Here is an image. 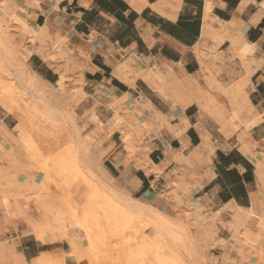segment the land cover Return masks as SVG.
Returning <instances> with one entry per match:
<instances>
[{
    "label": "crops",
    "instance_id": "0c3cea01",
    "mask_svg": "<svg viewBox=\"0 0 264 264\" xmlns=\"http://www.w3.org/2000/svg\"><path fill=\"white\" fill-rule=\"evenodd\" d=\"M14 2L15 7L23 9L15 8L18 14L37 33L43 26L53 35L54 39L44 43L51 41L55 49L69 56L66 58L77 71V79L83 77L86 82L88 106L99 102L94 110L101 118L111 117L113 109L122 116L126 110L140 124L151 126V135L156 136L146 143L150 164L162 168L166 160L170 162L158 178L154 172L124 163L127 161L119 155L125 157L126 152L118 146L121 137L117 130L102 143L104 150L113 147L105 162H109V173L125 192L164 211L175 206L170 195L175 192L182 202L192 199L203 213L228 223L234 207L247 209L254 200L264 202V118L240 141L237 136L224 137L212 116L218 109L227 122L239 126L245 119L264 116V0ZM59 36L65 38V44L55 46ZM40 43L38 40L39 50L30 59L35 61L36 73L43 80L57 83L59 74ZM126 76L133 82L129 84ZM192 78L205 88L201 89V98L213 99V104L188 100L192 94L182 87ZM178 81L184 83L176 92ZM209 82H214V87H206ZM240 91L243 96L247 94L255 108L251 114L247 115L241 100L237 104L233 101L232 93L243 98ZM9 118L0 116V146L8 147L4 133L16 134L14 120ZM91 126L94 123L88 121L87 128ZM242 146L255 156L241 151ZM194 150L197 157L188 161L174 159L181 152L188 157ZM173 172L180 174L184 189L174 184ZM184 190L189 192L183 195ZM3 223L0 219V225ZM10 236L20 240L16 253L22 256L23 264L43 254L69 251L66 241L41 244L33 236ZM65 264L77 261L66 256Z\"/></svg>",
    "mask_w": 264,
    "mask_h": 264
},
{
    "label": "rangeland",
    "instance_id": "374dc122",
    "mask_svg": "<svg viewBox=\"0 0 264 264\" xmlns=\"http://www.w3.org/2000/svg\"><path fill=\"white\" fill-rule=\"evenodd\" d=\"M0 20V116L10 117L9 119L14 120L13 126L17 127L15 136L10 133L4 135L8 147L0 146V192L11 195L20 203L23 202L24 206L19 204L25 211L16 222L8 221L0 225V264L24 263L22 256L16 253L20 240L11 239L12 233L21 237L33 236L41 244L58 241L68 243L69 251L44 254L30 264H65L66 256L74 258L77 264H159L163 258L169 260L171 258L173 264H194L192 241L189 238L184 239L174 234L169 237L170 240H166L167 236L159 235L151 226L139 221L128 222L127 225L125 223L127 221L120 218L123 227L120 226V220L117 219L120 214L116 211L118 210L116 205L108 201L94 183L89 181L92 179L87 173L91 172L103 182H107L104 169L109 172L107 168H110V164L105 162V157L113 147L108 146L107 150H104L102 143L107 142L109 137L97 130L93 135V141L86 144L84 149H80L79 144L71 136L72 128L64 123L61 117L49 114L44 108L48 105L65 114L72 113L70 100L67 101V98L81 84V79H77V71L70 59L66 58L69 56L61 54L51 41L44 43V50L50 55L48 59L53 61L52 66L59 76L65 77L63 89L58 90L55 82L51 85L42 82L36 73L38 69L36 64H33L35 62L33 59L28 61V65L24 62L27 76L24 75L26 80L23 83L20 78L21 70L15 64L18 60L13 56L16 49H26L27 36L20 29H14L6 19ZM2 55L8 59L13 57L15 61L12 58L13 63H10L4 60ZM39 71L42 72V69ZM35 77L36 88L33 89L31 80ZM30 88L31 97L25 94V90ZM203 88H200V92ZM240 100L241 98L234 96L233 101L236 104ZM97 103L95 107L99 104ZM115 110L122 117V122L114 130V132L117 130L121 137L120 140H116L120 150L126 152L125 157L122 154L119 156L127 161L124 162L126 165L134 164L140 167L136 155L138 151L145 150L146 143L153 136L151 130L140 124L132 113L125 110L122 116L118 109ZM220 114L226 122L223 130L227 136H237L241 141L242 137L248 135L240 130L246 119L235 128L227 124L224 115L221 112ZM125 134H130L135 139L130 145V150H125ZM15 137L24 139L27 144L21 143ZM261 167L260 165L259 171L262 175ZM261 183L264 191V176ZM182 192L185 195L189 191ZM170 195L175 198L173 199L175 202L181 199L175 192H170ZM104 202L106 204H103ZM180 202H176L172 209L162 211L176 218L182 217L187 201ZM260 204L259 210L264 214V202L260 201ZM114 205L115 208L111 207ZM75 210L78 211L76 212L80 217L78 218H82L80 221L84 222L86 219L88 228L92 229L91 231L89 228L88 232L94 236L91 242L88 243L86 240L82 249L79 248V239L74 232ZM57 211L65 212V222L60 225L53 224V216ZM202 214L206 215L207 219L197 224L194 232L201 243L200 254L206 256L207 264H252L251 258H255L256 252L264 247L262 221L251 219L246 225L236 226L232 214L229 223L217 219L209 212L202 211ZM100 229L104 230L102 231L104 234ZM82 232L87 235V230ZM157 244L160 245L158 249ZM162 255L164 257L161 258ZM169 260L166 261L170 262Z\"/></svg>",
    "mask_w": 264,
    "mask_h": 264
},
{
    "label": "bare ground",
    "instance_id": "6f19581e",
    "mask_svg": "<svg viewBox=\"0 0 264 264\" xmlns=\"http://www.w3.org/2000/svg\"><path fill=\"white\" fill-rule=\"evenodd\" d=\"M14 3H15L14 0H0V19H3V20L6 19L7 22L12 24V27L14 29H16V28L20 29L27 36L28 46L26 47V49L20 50V49L15 48L16 51L14 50L15 51L14 53H16V54H14V56H13L15 58V60H18L17 63L15 62V64H17L18 68L21 70V74H20L21 81L23 83H25L26 79H25L24 75L27 76V74H26L27 70L25 69V67L23 65H24V62L27 63V65H28V61L30 60L33 53H35V51L38 52L39 48H37V41L39 40L41 42L40 47H42L41 49H43L44 41L46 39L52 40V39H54V37H53V35L48 34L47 30L43 26L39 27V30L41 33L38 32L39 33L38 34L37 30L30 26L27 19L21 17L18 14V12L16 11L15 8H17L21 11H23V9L17 5L15 7ZM54 42H55V46L57 44L59 46L60 44H63L65 42V38L60 37V36L56 37ZM20 47H18V48H20ZM41 51L43 53V50H41ZM60 53L63 55L65 54V52L62 49H60ZM54 55H55V53H54ZM2 57L4 60H7L8 62L13 63V60H14L13 57H12L13 60H12V58L8 59V57H6L5 55H2ZM39 78L41 79L42 82H44L48 85H51L50 83L43 80L41 77H39ZM213 78H215V77H213ZM64 79H65V77L63 75L59 76V80L57 81L56 86H55L56 88H58V90H60L59 88L63 89ZM124 79L127 80V82L129 84L133 82L132 80H128L127 76L124 77ZM36 80H37L36 77L32 78V80H31V84H32L31 88H33V89L36 88ZM187 80H189L188 84L183 85L182 88L184 90H187L188 92H190V94H192V97H190V98L188 97L189 101L191 99V102H198L199 104H201L202 102L205 101L207 103V105L214 103L213 99H209V98L207 99V98H205V96L203 98H201L202 97L201 95H204V94H201L200 85H198V82L196 81V79L192 78V79H187ZM181 82L184 83V81H180V82L178 81L177 83H175V84H177V87H176L177 89H174V90H177L176 92L179 91V86H180ZM85 83L86 82L84 81V78L82 77L81 78V84L75 88L72 95L70 94V97L67 96V97H69V98H67L68 99L67 101L70 100L69 106H71V108H72V113L68 114L69 113L68 112L67 114H65L64 112H61L57 108H53V107L48 106V105L44 106L45 110L49 114L56 115L57 117L58 116L61 117L63 119L64 123L68 124L72 128L71 136L77 142V144H79L80 149L81 148L84 149L86 144H89L93 141V135L97 132V130L107 134V136L110 137V136H112L115 128L122 122V117L117 114L115 109H113L114 112H113L112 116L109 118L106 117L107 119H105V117L101 118L100 117L101 115L99 116V114L97 113V110L96 111L94 110V106L96 105L97 102H95L94 106H92V107L88 106L89 103L87 101H88L89 95L84 89ZM214 85H215L214 82L213 83L209 82L206 84V86H208V87H214ZM216 85H218V84L216 83ZM170 86H172V85H170ZM173 86H176V85H173ZM31 88L25 90V94L29 97H31V95H32ZM226 93H228V92H226ZM230 93H232V92H230ZM230 93L228 95H231ZM233 94L234 93H232V98L234 100ZM246 95L247 94H245V96H243V94H242L243 98L241 97V101H242L243 109L245 110V112L248 115V114H251L255 108L250 104L249 98ZM181 99H183V98H181ZM186 100H187V98H186ZM119 101L120 100H118V102ZM229 102H231L230 99H229ZM199 104H198V106H199ZM184 106H185V104H184ZM204 107H205V105H204ZM203 109L206 110V108H203ZM217 110L218 109H216V111L213 110L214 113L212 114V116L215 119V122L218 123L219 129L223 133L224 137H228L226 135L225 131L223 130L226 122L224 121V118L220 114L219 110L218 111ZM207 111H206V113H207ZM261 118L263 119L264 116L254 117L252 119L245 120L241 126L242 128H244L243 131L245 132V134H248L249 132H251L254 129V127L262 120ZM88 121H91L94 123V127L91 126V129L87 128ZM228 123L230 126H233L235 128H237V126H238V124H235L234 122L233 123L227 122V124ZM144 125L147 127H151L146 123ZM4 135H5V133H4ZM153 136H156L155 133ZM19 137L18 138L15 137V139L19 140L23 144H27V142L24 139L19 138ZM134 141H135V139L133 138V136H131L130 134H125L124 135V143L126 144L125 150H130L131 149L130 145L133 144ZM207 144H208V141L206 140L204 143V146L206 147ZM240 149H241V151H244L245 153L250 154L253 157L255 156L254 154H251L250 151L244 146H242ZM149 151H150V148L147 145L145 147V150L137 152L136 158H137V161H139V163H140V167L144 168L147 173H150V172L153 173L154 172L158 178L160 176V174L163 172V169L166 166H168L170 164V162H167V160H166L164 165L162 166L163 169L159 168L157 166L151 165L149 160H148L149 159V157H148ZM182 151H183V149H182ZM211 151H213V150H211ZM190 152L191 153L188 157L187 156L184 157L183 153L181 152L179 154V156L175 157L174 159H176L177 161H181V159H185L186 161H188L191 158L197 157L198 153L196 150H194L193 152L192 151H190ZM128 154H130V152H128ZM260 165H261V163H259L258 167H260ZM142 168H140V169H142ZM87 173H88V175H90L89 177H91V179H92L89 181L91 183H94L96 188L105 196V198L108 201H110L111 203L113 202L116 205V208L118 209L116 211L120 214L119 218H117V219L120 220V223L122 222L121 219L126 220L127 222H125V223H127V225H128V222H131V223H134L136 221H139L140 223L144 222V223L148 224V226H151V229L153 228V231H155L156 233H159V235L161 234L164 237L167 236L166 238H168V239H166V240H170L169 237H172L174 234L176 236L180 235L184 239L189 238L192 241L191 245H192V250H193L192 252H193L194 264H207L208 261H207L206 256L200 254V244L201 243H200V240L197 238V236L195 235V232H194L195 226L197 224L204 222L207 219V216L202 214V210H201V207L199 204H196V203H194V201L192 199H189L187 201V203L185 204L186 209L184 211V216L176 218L174 216L166 214L161 209L155 207L152 204L144 202L141 199H137V198L132 197L131 194L127 193L128 191L125 192L122 189V187H120L118 181L115 180L106 169H104V173L108 179L106 183L103 182L101 179H99L93 173H91V172H87ZM120 174H122V173H120ZM259 174L261 176V171H259ZM179 175L176 174V178L174 177L175 178L174 184L176 185V187L181 186L182 188L183 187L185 188L186 185ZM168 178H169V176H168ZM126 181H128V179ZM188 185L189 184H187V187H188ZM94 196H96V195H94ZM96 197H98V196H96ZM181 200L182 199H180V201ZM180 201H176V202L179 203ZM19 203L20 202L17 201L16 198L11 197V195L10 196L5 195V193L0 192V213H1L0 219L3 220L5 223L6 222L8 223V221H10L14 218L16 219L17 217L20 218L22 215H24V212H25V211H23L24 207L22 209L20 206V204L22 205L23 202L20 204ZM111 203H108V204L110 205ZM103 204H106V202H104ZM181 204H184V203H181ZM115 205L111 206V207L115 208ZM260 205H261L260 200H254L251 208L244 209V208L234 207L232 210L233 211L232 216H233L234 224H236V226L237 225H246L247 221L251 220V219L261 220L262 223L264 224V214H261V210H259ZM22 206H24V204ZM103 207H104L103 209H105V206H103ZM107 207H109V206H107ZM25 210H26V208H25ZM81 211H80V213H81ZM116 211L114 212L115 214H116ZM76 212H78V211L75 210V214H74V218H75V221H74L75 231L74 232H75V236L79 239V248L82 249L85 246L86 240L89 243L92 241V237H94V236H91L92 234H90L88 232V229L89 228L91 229V227L88 228L89 225L87 226L86 219H84L85 220L84 222L80 221L82 218L79 219L80 217L77 215ZM82 213H83V211H82ZM84 213H86V212H84ZM111 218L113 219L112 216H111ZM107 220H108V218H107ZM64 222H65V212H63V211L55 212V214L53 216V224L60 225ZM112 223H114V222H112ZM112 223H111V225H112ZM98 224L100 225V223H98ZM122 224L123 223H121V225H120L121 227H123ZM100 227H101V225H100ZM108 227H109V229H111L109 225H108ZM124 228H126V227L124 226ZM84 229L87 230V233H86L87 235L83 234L82 230L85 231ZM90 229H89V231H90ZM98 230H99V228H98ZM122 230H123V228H122ZM91 231H92V229H91ZM102 231H104V230L102 229L101 232ZM98 233H99V231H98ZM102 234H104V233L102 232ZM99 235H100V233H99ZM157 235H156V238H158ZM155 241H156V239H155ZM159 247H160V245L157 246V249ZM161 247H163V245ZM167 249H168V243H167ZM143 251H144V249H143ZM162 251H164V250H162ZM255 255H256L255 258H251V263L252 264H264V247L259 249ZM171 256H173V255L171 254ZM162 257H164V255H162L161 258ZM168 258H169V256H168ZM163 259H166V258H163ZM163 259L161 260L162 262L159 264H173V263H171V262H173V260H171V258H170V260L166 259V260H169L170 262H167L166 260L164 261Z\"/></svg>",
    "mask_w": 264,
    "mask_h": 264
}]
</instances>
